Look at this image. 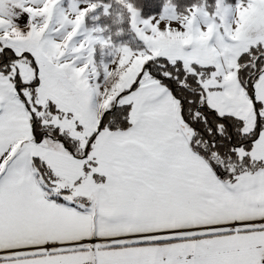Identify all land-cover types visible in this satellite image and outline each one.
I'll return each mask as SVG.
<instances>
[{"label": "snow or ice", "instance_id": "1", "mask_svg": "<svg viewBox=\"0 0 264 264\" xmlns=\"http://www.w3.org/2000/svg\"><path fill=\"white\" fill-rule=\"evenodd\" d=\"M0 264H264V0H0Z\"/></svg>", "mask_w": 264, "mask_h": 264}]
</instances>
